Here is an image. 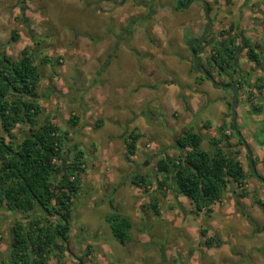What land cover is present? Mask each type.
Here are the masks:
<instances>
[{"label": "rangeland", "instance_id": "rangeland-1", "mask_svg": "<svg viewBox=\"0 0 264 264\" xmlns=\"http://www.w3.org/2000/svg\"><path fill=\"white\" fill-rule=\"evenodd\" d=\"M88 1L90 0H75L77 3L74 4H59L62 5V9L58 13L60 10L56 7L50 10L42 7L46 0H0V54L4 53L11 60H16L23 48L28 47L33 52L34 63L41 77L36 89L39 105L42 108L39 121L41 125L45 122L53 123L60 134L67 137L63 151L65 161L73 156L74 146H80L79 148L84 152L86 159V172L90 173L91 162L94 160L91 158L90 151L94 148L100 153L101 144L99 141L105 130L96 129L91 132V135L82 136L79 135V128L73 129L67 122L70 117L75 116L74 113L77 114L75 117H80L78 114L79 107L76 104L80 97L79 93L74 92L75 79H81V75H83L78 70L84 66L87 69L90 68L88 64L83 66L80 56L87 53L94 56L97 52V45H92V42L95 41L83 34H80V36H84L82 39L92 41L91 43L86 41L91 45L85 42L87 47H79L78 41H73L76 40L74 37L75 29L88 24V20L91 23L95 22V19L88 18L84 11L88 7H93L88 4ZM188 1L181 0L180 5L185 6ZM205 1L211 8L209 18L213 19L207 34L208 37L206 36L208 44L230 39L234 40L239 47L234 68L235 71L242 74L240 77L242 88L240 89L239 105L240 108L248 109L249 114L247 112L244 117L239 119L240 125L236 124L239 126L243 140L248 145L252 160L256 162V171L263 179L264 129L259 132L249 115L256 114L253 106L264 105V4L262 0ZM112 2L113 8L119 9L115 14L116 19H122L123 23L117 24L114 17V20L110 21L104 19L107 18L106 16L99 20L101 24H105L107 21L113 23L112 47L109 46V50L107 49L110 57L115 55V49L118 45L127 46L128 49L134 45L137 50L139 49L138 51L133 50L134 55H140L141 58L144 55H150L149 52L171 54V56L178 53L181 58H190L187 42L192 36L193 38L199 36L205 25L202 4L199 0L191 1L183 9L178 7L177 0H112ZM98 4L100 2H94V5ZM150 9L154 11L152 15H149ZM48 11L51 13L50 15H48ZM13 31L18 36L17 42L10 40ZM245 38L251 41L254 52H257L260 57L262 65L259 70L258 66L248 61L246 57V48L243 45ZM107 43L109 44L110 41ZM203 49L205 51L200 55L203 65L208 67L210 62L207 63L206 60L212 54V50L206 46ZM42 59H46L47 63L42 64ZM82 59L86 58L83 57ZM149 61L150 65L145 67L146 71L158 68L155 61ZM182 66L180 62H177V65L173 67L174 72L180 78L184 76ZM104 67L105 64L103 66L101 64L97 70L98 73L90 75L93 77L92 85H100L102 76L109 78L108 71L103 74ZM217 70L220 72V76L216 77L217 82L219 81L221 84L232 81L219 69L215 68L212 72H217ZM161 71L163 74L164 70L161 69ZM187 73L183 80H178L179 77L175 79L180 85H177L179 93L175 99L173 98L174 101L170 102L169 100L166 101V104L158 106L160 112L157 111V113L160 114V117L162 116L156 122V129L160 132L158 148L156 143L153 145L154 140H158L157 138L153 141L151 139L139 143L140 148H146L150 151L146 156L141 154L136 156L140 162L144 163L143 177L150 183L145 189L142 186L139 187L138 192L144 195L145 203L139 208V216L131 213L133 219H129L131 221H129L128 245L131 248L129 251L131 254L110 234L109 226L105 221V217L114 214L115 211L107 201L100 203L102 201L94 200L99 195V191L90 182L89 176L84 175L81 190L73 200L71 227L75 226V223L78 226L74 232V234L76 233L75 236L80 234L79 227L83 228V225L94 230V232L99 229L103 230L106 233L105 239L100 240L107 250L103 253L100 251L97 253L94 250L93 253L89 251L84 254L83 248L80 253L72 236L69 242V252L60 254L53 250L47 264H78L75 255L79 254L77 257L82 260V264H96L100 255L104 258V264H264V208L252 202V197H256L264 203V186L248 176L246 154L244 149L237 145L236 139L233 137L229 142L231 145H237L235 149L238 150L239 155L237 157L246 175V181L242 186L230 182L222 199L211 206V214L199 213L194 215L193 206L190 207L187 203H175L174 200L170 203L171 208L167 203L163 205L166 207L163 208L162 206L164 216L162 218L155 216L149 208L148 199L153 197L158 182L163 179L162 175L157 176L156 160H153V153L168 150L171 151V157H177V150L175 152L173 146L174 139L181 135L184 129L193 125V131L198 132L202 137L200 148L203 151H211L213 147H210L209 139L213 136H219V126L223 121V118L217 115L216 109L220 108L219 105H221L223 97L231 98V91L222 87L209 88V92L201 91L202 87H197L195 82L197 81L195 80L197 74L191 71L190 66H188ZM162 77L157 74L153 84L161 85L158 79ZM161 81H164V78L160 80V83ZM122 84L125 83L120 82L119 86ZM161 86L163 87V85ZM260 86L262 88L257 89ZM122 88L124 89V87ZM163 92L161 90L162 103L164 100ZM249 96L250 99H247ZM217 97L221 100H218ZM209 99L212 103H216L214 107L218 108L205 114L210 108V104L207 103ZM239 105H237L238 109ZM236 113L238 116L240 115V113ZM229 115L230 111L227 110V124L230 122ZM147 116L150 118L148 113ZM206 121H209L214 128L206 129L204 127L207 124ZM170 123L178 128L171 129ZM78 126H81L80 122ZM26 132L27 127L25 126H16L12 130L14 145L20 142ZM5 136L6 133L0 126V142L3 140L6 143ZM92 143L95 144V147ZM146 145L148 146L146 147ZM136 158L135 162H137ZM97 177L94 176L93 179ZM105 187L100 189L104 195L101 200L110 196V193H107V187ZM241 187L249 194V197L239 198L238 201L237 193ZM166 194L172 196L170 187H167ZM180 197L185 198L184 196ZM173 209L175 210L174 213L172 212ZM170 210L171 213H169ZM15 220H19L23 225L26 223L20 215L0 207V241H2L0 242L2 243L0 246V264H8L9 262L12 225ZM99 235L101 237V234ZM91 238L92 235L87 240ZM205 239H209L212 246H205ZM66 254L69 256L68 259L63 257ZM88 254L92 255L91 259L87 258Z\"/></svg>", "mask_w": 264, "mask_h": 264}, {"label": "trees", "instance_id": "trees-1", "mask_svg": "<svg viewBox=\"0 0 264 264\" xmlns=\"http://www.w3.org/2000/svg\"><path fill=\"white\" fill-rule=\"evenodd\" d=\"M262 2L264 4V0ZM174 8L176 9V6ZM149 11V15L154 13L152 9ZM10 40L18 41L14 31ZM243 45L248 61L257 65L259 55L254 52L251 41L245 38ZM200 48L202 45L198 44L193 50L197 53ZM210 50L212 54L207 61L210 62L207 72L219 69L232 79L221 84H234L239 92L242 88V74L234 70L239 52L237 43L224 39L215 43ZM34 61L33 52L28 47L19 52L16 60H11L4 53L0 54V126L6 133V143L3 140L0 142V207L20 215L26 221L23 225L19 220H15L12 226L8 264H47L53 250L60 254L69 252L68 234L70 219L73 216V200L80 192L86 168L84 152L74 146L73 156L65 161L63 151L67 137L60 134L53 123L45 122L41 125L39 121L42 108L36 89L41 77ZM41 63L45 64L47 60L42 59ZM243 78L245 79L244 76ZM206 80L200 77L195 82L200 85V82ZM261 88L260 86L257 89ZM247 99H250V96ZM236 101L238 102V95ZM227 109L230 111V122H223L219 126V136L209 139V145L213 147L211 151H203L200 148L202 137L189 126L174 139L173 146L178 151L177 157L156 162L157 173L163 176L162 181L158 182V187H170L177 195L184 196L193 205L194 215L211 214V206L222 199L230 182L242 186L246 181V175L237 157L238 150L235 149L240 144L232 128L231 101L227 103ZM253 109L256 113L264 114V105L253 106ZM262 120L261 130L264 129V119ZM67 122L71 128H75L78 126L79 117H70ZM98 124L96 123V126ZM16 126L27 127V132L20 142L14 145L11 132ZM204 127L208 129L209 124ZM260 128L257 127V130ZM236 129L239 131L237 124ZM231 137L236 139L237 145L230 144ZM138 138V132L132 131L124 139L125 159L128 162L135 153ZM252 161L255 165V160ZM247 174L252 178L249 168ZM130 183L145 189L150 181L136 174L131 177ZM247 197L249 194L241 187L237 198ZM252 202L264 208V203L256 197H252ZM149 208L155 216L160 215L156 198H150ZM36 209L39 213L35 212ZM52 217L57 220L56 223H53ZM105 221L120 245L128 242L130 222L126 218L110 214L105 217ZM204 244L207 247L212 246L209 239H205ZM78 262L81 263L82 260L79 258Z\"/></svg>", "mask_w": 264, "mask_h": 264}, {"label": "crops", "instance_id": "crops-1", "mask_svg": "<svg viewBox=\"0 0 264 264\" xmlns=\"http://www.w3.org/2000/svg\"><path fill=\"white\" fill-rule=\"evenodd\" d=\"M95 1L100 2V4L94 5ZM74 3L77 2H75V0H56L52 2L51 0H49V2L48 0H46V3L42 7H46L47 10L56 7L60 10L58 12L60 13L63 4L70 5ZM88 4H90V6L93 7L91 8L88 7L87 10L84 11L87 14L88 18L95 19V22L91 23L90 20H88L89 21L88 24L84 25L82 28L75 29L76 33L74 37L76 40L73 41L75 42L78 41L79 47H87L86 43L88 42L86 41L89 40L82 39L84 38V36H80V34H83L90 40L95 41V42L92 41L91 42L92 45H97L96 47L97 52L94 56H92L89 53L80 56L83 66L88 64L90 68L87 69L85 68V66L80 67L78 71L83 75H81L82 76L81 79L80 78L75 79L74 87L75 86L76 87L74 88V92L77 94L79 93V97H80L79 102H76V104L79 107L78 114L80 115L79 122L81 124V126H77L76 128L80 129L79 135L82 136H85L87 134L91 135V132H93L96 129L97 130L104 129L105 132L99 141L101 144L100 153H98L97 150L94 148L90 151L91 158H94V160L91 162L90 173H87L86 172L87 170L85 168V172L82 176V181L84 175L89 176L90 182L93 184L96 190L99 191L98 192L99 195L96 198H94V200L102 201L100 203H103V201L105 202L107 201L109 206L112 207L113 210L115 211L114 214H118L126 218L128 221H131L129 220L130 218H132L131 213H133L135 216H139L140 213L139 208H141L145 203L144 195L138 192L139 188L133 186L130 183V179L132 176L136 174L140 176H144L143 171L145 169L144 168L145 165L143 162H140V160H138L136 156H138L139 154L146 156V154L150 152L146 150V148L144 149L140 148L139 143L149 141L151 139L153 141L155 138H157L158 140L155 139L153 145H155L156 143V147H157V145L159 144L160 132L159 130L156 129L157 127L156 122L160 117L159 116L160 114L157 113V111H159L158 106L160 104L161 105L166 104V101L169 100L170 102H173L175 97L178 95L179 93L178 86L180 84H178L175 81V79L176 77L178 78L179 75H177L174 72L173 67L177 65V62H180V64L183 65L182 71L184 73V76L183 78L180 77L178 78V80L179 79L183 80L185 76L188 73H190V72L187 73L189 66L188 65L189 59H184L179 57L178 53L173 54V56H171V54H167V55L162 53L154 54L152 52H149L150 55H144V57L141 58L140 55L137 54L134 55L133 50L136 51L139 50V49L137 50L134 45L130 46V49H128L127 46L122 47L121 45H118L115 49L116 52L115 55L113 57H110V55L108 54V50H109L108 47L111 46V37L113 35V27H112L113 23L112 22L108 23L107 21V23L101 24L99 23V20L100 18L102 19L105 16L107 17L104 18L105 20L110 21L116 19L115 14L119 11V9L113 8L112 0H94V1L90 0L88 1ZM143 10L145 9L143 8ZM63 12H65V10ZM50 14L51 13H49L48 15ZM116 23L117 24L123 23V20L122 19L118 20L117 18ZM192 38L193 36L191 37V39ZM108 41H110L109 44L107 43ZM91 42L89 41V43ZM83 57H85L86 59L83 60L82 59ZM149 60L155 61V63L158 64V68L157 69L153 68L154 70L146 71L145 67L150 65ZM113 63H115V66H113ZM101 64L102 66L103 64H105L103 74H105V71H108L107 75H109V78H105L104 76H102L101 77L102 83L100 85H95V84L92 85L91 81L93 80L92 79L93 77L90 75L97 74L98 73L97 70L99 69V66ZM95 65L98 66L96 67ZM161 69L164 70L163 74ZM157 74L159 75V77L160 76L162 77L163 75L162 78H164V81H161L160 83V80L162 78L158 79L159 84L163 85V87L161 85H157L158 83L153 84L154 77L156 76L157 78ZM166 75L168 76L166 77ZM120 82L121 83L124 82L125 84L119 86ZM196 86L199 88L202 87V89H200L201 91H208V92H209V88L214 87L212 86L210 81H202L200 82V85L196 84ZM122 87H124V89ZM161 90L164 91L163 103L160 96ZM153 93H155L158 96H154ZM231 98H232V94H231ZM231 98L229 99L223 97L220 103L221 105H219L220 108L214 107V104L216 103H212L209 99L207 103L210 104V108L205 112V114L211 112L212 109L218 108L216 109V113L217 115H220L223 118V121L220 123V125L223 122L227 124V110H228L227 103L231 101ZM218 100L221 99L219 98ZM239 104H240V91L238 92L237 105ZM236 112L240 113L239 116L236 113V117H237L236 123L240 125L239 119L244 117V115L247 112L249 114V111L245 107L240 108L239 105V109L237 106ZM147 113L150 116V118H148ZM172 113H174V111ZM74 114L75 116L77 115L76 113ZM249 116H251V118L253 119V124H256V128L257 127L260 128L261 125L259 121H263L262 119H264V114L256 113L253 116L252 115ZM96 123H99L98 126L95 125ZM207 123L210 125L209 121ZM169 126L171 127V129L178 128L176 125H173L171 123ZM212 128H214V126L210 125V128L208 129L210 130ZM132 131H137L139 134V138L135 143L136 146L135 153L133 156H131L130 162H128L125 159L126 150L124 148L125 147L124 139ZM225 134L228 135L229 132H225ZM93 145L95 147V144ZM147 146L148 145H146V147ZM156 152L157 153H153V157H154L153 160H156V162L160 159L173 158L171 157L172 156L171 151L166 150L165 152H158V151ZM176 153L178 154V151ZM135 158L137 162L134 161ZM159 175L160 174H158L157 176ZM94 176H98V177L93 179ZM171 176L172 174L169 175L172 186L173 184H172ZM105 186L107 187L108 190L107 193H110V196L105 197L103 200H101V198H103L104 195L100 189L104 188ZM80 190H81V186H80ZM166 191H167V186L166 187L163 186L162 189L156 186L155 194L152 197L157 199V208L159 210L160 213L159 216L161 218L164 217L162 210L164 207H166L163 205H166L167 203L169 208H171L170 203L173 200L175 203L176 202H179L181 204L187 203L190 207L193 206L189 200L180 197V195H177V193L173 189H172V196L170 194H166ZM237 200L239 201V198H237ZM35 212L39 213L37 209L35 210ZM172 212L174 213L175 210L173 209ZM169 213H171V210ZM52 221L53 223L57 222V220H55L53 217H52ZM77 228L78 226L76 223L75 226L73 225L72 227H70L68 237L70 242V238H72L73 236L74 238L73 240L76 241L78 247L77 249L78 252L81 253L83 251V248H84V254L88 253L89 251L93 253L94 250L97 251V253L98 251L103 253V251L107 250V248L104 246V244H102L100 240V239L102 240L105 239L106 233L103 230L99 229L96 232H94V230H90L87 228V226L83 225V228L79 227L80 236L79 235L75 236L76 233L74 234V232L76 231ZM99 234H101V237ZM91 235L92 238L90 240H87V238L90 237ZM128 243L129 242H126L124 245L121 246L124 247L129 254H131L129 252L131 248H129ZM1 244L2 243H0V246ZM79 255H75V260L79 259L77 257ZM91 256L92 255L88 254L87 258L91 259ZM63 257L64 259L69 258L68 254H66ZM103 259H104L103 256L100 255L99 259H97L99 260L98 263L104 264L105 262Z\"/></svg>", "mask_w": 264, "mask_h": 264}, {"label": "water", "instance_id": "water-1", "mask_svg": "<svg viewBox=\"0 0 264 264\" xmlns=\"http://www.w3.org/2000/svg\"><path fill=\"white\" fill-rule=\"evenodd\" d=\"M193 0H189L187 2V4L185 6L180 5L181 0H177V5L178 7H180V9L185 8L186 6H188V4H190V2ZM202 3V7H203V17L205 19V25L203 27L202 33L200 35V37L196 40H191L190 42H188L187 47L189 52L193 55V64L195 69L198 68V63H199V58L194 56V51H193V46L194 45H198L201 44L205 37L207 36L210 26H211V21L209 18V11H208V4L206 3L205 0H199ZM205 73V72H204ZM215 86H219L214 84ZM220 87L224 88V89H228L231 91L232 94V98H231V113H232V128L235 132V136L237 138V140L239 141L241 147L244 149V152L246 154V159H247V165L249 168V172L250 175L252 176L253 179H255L256 181H258L259 183H261L264 186V181L263 179L258 175L255 165L253 164L252 158H251V153L249 151L248 145L247 143L243 140L240 132L236 129V107H237V95H238V87L234 84H229V85H220ZM78 264H81L80 262H78Z\"/></svg>", "mask_w": 264, "mask_h": 264}, {"label": "flooded vegetation", "instance_id": "flooded-vegetation-1", "mask_svg": "<svg viewBox=\"0 0 264 264\" xmlns=\"http://www.w3.org/2000/svg\"><path fill=\"white\" fill-rule=\"evenodd\" d=\"M201 3V2H200ZM207 3V2H206ZM202 4V3H201ZM149 7H150V5H148ZM209 6H208V11H209V13L211 12V8H210V10H209ZM202 9H203V7H202ZM210 21H211V25H212V22H213V19L211 18L210 19ZM211 27V26H210ZM201 35V34H200ZM200 35L199 36H197V37H195V38H192V39H190L188 42H190L191 40H196V39H198L199 37H200ZM188 42H187V44H188ZM201 45H202V48H200L199 50H198V52L197 53H195L194 52V56H196V57H198L199 58V63H198V68L197 69H195V67H194V64H193V55L189 52V54H190V58H189V60H188V65L190 66V69H191V71L193 72V73H195V74H197V78L199 77H204V78H206L207 80L206 81H210V83L212 84V86H214V87H220V85H223V84H220V82L218 81H216V77H219L220 76V72L217 70V72H211V73H208L207 72V70L209 69V67H207V66H204L203 65V60H202V58H201V53L203 52V51H205L204 49H203V47L204 46H206V47H208L209 49H210V47H212L213 45H214V43L212 42V43H210V44H208V41H207V39L205 38L204 39V42H202L201 43ZM195 46V45H194ZM193 46V47H194ZM187 50H188V47H187ZM189 51V50H188ZM194 51V50H193ZM210 58V57H209ZM209 58L207 57V60L206 61H208L209 60ZM260 58V57H259ZM256 65V64H255ZM261 60L259 59V62H258V64H257V66H258V70L260 69V67H261ZM217 69V68H216ZM205 72V73H204ZM214 84H216V85H219V86H215ZM260 131V130H259ZM240 144V143H239Z\"/></svg>", "mask_w": 264, "mask_h": 264}, {"label": "clouds", "instance_id": "clouds-1", "mask_svg": "<svg viewBox=\"0 0 264 264\" xmlns=\"http://www.w3.org/2000/svg\"><path fill=\"white\" fill-rule=\"evenodd\" d=\"M206 38V37H205Z\"/></svg>", "mask_w": 264, "mask_h": 264}]
</instances>
